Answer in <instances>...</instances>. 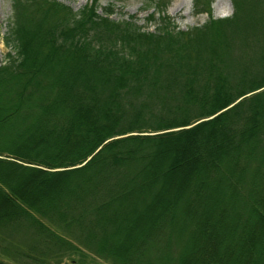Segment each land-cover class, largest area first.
<instances>
[{
	"label": "trees",
	"instance_id": "1",
	"mask_svg": "<svg viewBox=\"0 0 264 264\" xmlns=\"http://www.w3.org/2000/svg\"><path fill=\"white\" fill-rule=\"evenodd\" d=\"M97 4L13 0L15 53L0 60L3 253L264 264V51L261 71L247 64L234 79L220 53L239 3L230 18L154 33ZM194 7L211 14V0Z\"/></svg>",
	"mask_w": 264,
	"mask_h": 264
},
{
	"label": "rangeland",
	"instance_id": "2",
	"mask_svg": "<svg viewBox=\"0 0 264 264\" xmlns=\"http://www.w3.org/2000/svg\"><path fill=\"white\" fill-rule=\"evenodd\" d=\"M57 1L71 7L75 12H79L91 0ZM157 1L159 0H155L153 5L148 7L146 0H98L97 13L104 14L105 9L111 5L110 10H112V14L110 17L112 20L119 23H133L137 27H140L142 31L157 32L158 29L165 26V23L166 25L171 23L173 27H176V30L188 31L194 27H201L207 24L210 19L219 20L232 17L234 14L233 3H239L237 13L240 17L227 34V43L220 53L225 54V57L231 63V79H234V75L238 73L239 69L241 71L245 69L247 64L250 65L249 70L252 75L256 70H262L263 66L260 62V57L264 51V0H233V2L232 0H211V14L205 11L197 13L194 7V0H172L166 8L157 7L155 4ZM260 15H263V17L260 18ZM12 21H14L13 0H0L1 61L6 60V55L9 52L11 54L15 53L14 48L6 45L4 39ZM135 134L133 133L132 135ZM146 134L151 135L152 133H143L141 135ZM20 237L19 234H12L6 237L13 244L11 245V249L15 248V245L20 241ZM163 244L165 245V243ZM2 245L5 244L2 243ZM156 259L157 255L152 253L151 257L143 258L140 264H150V262L154 264ZM22 261L19 262L21 263ZM28 261L25 260V262ZM0 264L19 263L5 255L0 247ZM62 264H73V262L70 259H65ZM86 264L112 263L95 257L94 259H87Z\"/></svg>",
	"mask_w": 264,
	"mask_h": 264
}]
</instances>
